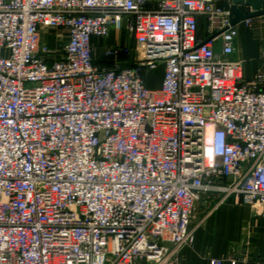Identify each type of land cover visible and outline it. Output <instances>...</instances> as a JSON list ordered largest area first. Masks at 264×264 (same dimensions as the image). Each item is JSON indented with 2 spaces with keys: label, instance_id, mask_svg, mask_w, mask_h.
<instances>
[{
  "label": "built area",
  "instance_id": "1",
  "mask_svg": "<svg viewBox=\"0 0 264 264\" xmlns=\"http://www.w3.org/2000/svg\"><path fill=\"white\" fill-rule=\"evenodd\" d=\"M232 3L0 0V264H182L209 192L264 219V71L230 59ZM113 30L132 45L99 65Z\"/></svg>",
  "mask_w": 264,
  "mask_h": 264
},
{
  "label": "crops",
  "instance_id": "2",
  "mask_svg": "<svg viewBox=\"0 0 264 264\" xmlns=\"http://www.w3.org/2000/svg\"><path fill=\"white\" fill-rule=\"evenodd\" d=\"M240 9L251 12L248 7ZM199 22L200 36L205 38L206 21L199 18ZM238 28L236 51L230 59L243 63L244 81L250 82L264 71V16L254 18L250 25L242 23ZM56 34L66 41L67 30H58ZM123 37L129 38L125 32L113 30L106 40H95L96 63L114 66V61L100 59V51L110 46L107 44H125ZM126 45H132V41L129 39ZM126 59L127 56H122L116 64L123 66ZM161 83L162 79L155 86L147 81V87L157 89ZM192 228L193 245L185 250L182 264H209L212 258H222L224 264H232V261L235 264H264V219L256 217L249 207L237 204L234 197H226L221 192L202 194L196 203Z\"/></svg>",
  "mask_w": 264,
  "mask_h": 264
},
{
  "label": "water",
  "instance_id": "3",
  "mask_svg": "<svg viewBox=\"0 0 264 264\" xmlns=\"http://www.w3.org/2000/svg\"><path fill=\"white\" fill-rule=\"evenodd\" d=\"M240 7H248L251 12H245ZM232 25H237L243 21L264 16V0H233L230 8Z\"/></svg>",
  "mask_w": 264,
  "mask_h": 264
},
{
  "label": "rangeland",
  "instance_id": "4",
  "mask_svg": "<svg viewBox=\"0 0 264 264\" xmlns=\"http://www.w3.org/2000/svg\"><path fill=\"white\" fill-rule=\"evenodd\" d=\"M123 40H124V43L127 44V42L129 41V38L123 37ZM108 43H111V42H108ZM107 45H111V44H107ZM100 59H102V51H100ZM129 60L130 58L127 57L124 64H127ZM163 74H164V65H160L157 70L146 74V81H148L150 85L155 86L157 82H160V80L163 77Z\"/></svg>",
  "mask_w": 264,
  "mask_h": 264
}]
</instances>
